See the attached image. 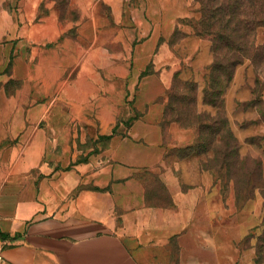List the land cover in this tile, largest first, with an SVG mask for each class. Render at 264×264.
<instances>
[{
  "label": "crops",
  "instance_id": "obj_1",
  "mask_svg": "<svg viewBox=\"0 0 264 264\" xmlns=\"http://www.w3.org/2000/svg\"><path fill=\"white\" fill-rule=\"evenodd\" d=\"M43 1L0 11V264H254L240 238L216 232L213 174H187L186 159L167 155L194 139L176 123L164 136L154 99L168 79L144 83L148 108L114 141L113 163L56 167V138L65 151L72 118L109 134L128 99L132 80L112 45L121 39L138 63L150 61L191 0H76L77 36L61 41L59 13L40 15ZM56 90L68 105L60 113Z\"/></svg>",
  "mask_w": 264,
  "mask_h": 264
},
{
  "label": "rangeland",
  "instance_id": "obj_2",
  "mask_svg": "<svg viewBox=\"0 0 264 264\" xmlns=\"http://www.w3.org/2000/svg\"><path fill=\"white\" fill-rule=\"evenodd\" d=\"M18 1L0 0V11L5 9L10 14L17 13ZM137 2L138 0H129L131 5H137ZM48 10H55L59 13L60 24L65 30L58 39L59 41L63 36H77L80 11L76 0H44L40 8V15L48 12ZM62 14H64L63 18ZM199 17V4L195 0H191L190 14L179 19L171 36L159 39L153 58L144 64L138 63L134 59V53L126 52L127 49L121 39L112 45L113 49L123 52L119 55V61L121 65L125 64L126 68H120V75L132 80L128 83L130 87L128 88V99L120 105L118 120L109 134L95 133L92 128H89V125L80 124L78 119L72 118V133L65 135L69 142L65 151L61 144L62 135H58L56 138L59 141L54 151L57 168H71L81 163H92L97 167L108 162L113 163L114 141L116 142L120 140L122 135H126L134 121L141 119L148 108V104L147 107L144 105L146 100L144 101V98L138 100V96L144 83L150 79L162 78L170 81V86L164 93L154 99L158 104H164V110L169 100V91L173 89L176 79L180 78L198 83L199 105L193 111L194 114H192L190 122L194 121L195 114H215L216 109L202 103L205 85L204 74L206 73V66L213 60V55L210 50V42L206 38L198 37L195 33ZM106 24L109 25V20ZM122 28L120 25V29ZM141 41L135 38L133 46L136 47ZM257 43H264V26L257 31ZM109 46L111 47V45ZM13 57V55L9 57L7 69L11 66ZM102 57L104 63L110 61L108 52H103ZM9 71L7 70V72ZM107 73L108 70H104V76ZM254 83V72L252 67L246 63L237 68L234 80L225 93V112H227L230 126L241 145L240 163H232L231 165V171L239 180L237 184L229 178L225 169L220 171V159L216 160L215 153L209 152L208 155H205L190 149L197 141L198 130L196 126L189 125V119H183L184 122H176L172 121V118L165 119L163 113L160 125L164 128V132H166L164 136L168 140H170L168 129L174 123L193 130L194 139L191 144L173 148L167 155L173 158L186 159L187 164L183 168L187 174L197 172L200 174L203 171L213 174L219 199L214 213L216 232H224L226 236L240 238L239 247L253 253L254 264H264V91L261 97L262 101H256V95L252 93L255 87ZM6 87L8 93L15 88L14 84H9V82ZM58 93L59 90H56L54 109L60 113L64 109L66 110L68 105L63 103V98ZM254 100L256 104H253ZM246 156H249L250 160L244 165L243 159ZM258 161L261 163L260 167L256 165V163L259 164ZM92 165L90 166L91 169H93ZM249 166L251 168L255 166L259 169L263 178L262 182L258 183L256 182L257 175H254L253 179H255L257 186L253 189L245 182L249 173ZM225 222L226 230L222 231V227L225 226L221 225Z\"/></svg>",
  "mask_w": 264,
  "mask_h": 264
},
{
  "label": "trees",
  "instance_id": "obj_3",
  "mask_svg": "<svg viewBox=\"0 0 264 264\" xmlns=\"http://www.w3.org/2000/svg\"><path fill=\"white\" fill-rule=\"evenodd\" d=\"M195 1L199 4L200 12L195 33L210 42L213 55V60L206 66L204 74L202 103L216 109V112L214 115L195 114L194 121L190 122L193 111L199 105L198 83L179 78L169 91L164 117L172 118L176 122L189 119V125L196 126L198 130L197 141L190 149L205 155L209 152L215 153L216 160L220 159V171L225 169L229 178L237 184L239 180L231 171V165L240 163L241 145L225 112V93L234 80L237 68L248 63L255 77L252 93L256 95V101L261 100L264 91V43H257V31L264 26V0ZM63 16L64 14L62 18ZM255 100L253 104H256ZM248 160L249 156L243 159L244 165ZM256 165L260 167L261 163ZM254 175L258 178L256 182H262L260 170L249 166L245 182L252 189L257 186ZM236 189L238 192L237 186Z\"/></svg>",
  "mask_w": 264,
  "mask_h": 264
}]
</instances>
